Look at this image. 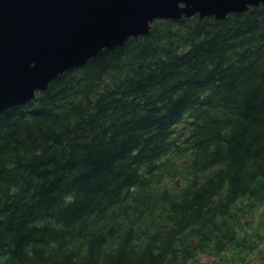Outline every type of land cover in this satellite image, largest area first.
Wrapping results in <instances>:
<instances>
[{
  "label": "trees",
  "instance_id": "1",
  "mask_svg": "<svg viewBox=\"0 0 264 264\" xmlns=\"http://www.w3.org/2000/svg\"><path fill=\"white\" fill-rule=\"evenodd\" d=\"M263 203L264 4L156 20L0 113V264H225Z\"/></svg>",
  "mask_w": 264,
  "mask_h": 264
},
{
  "label": "water",
  "instance_id": "2",
  "mask_svg": "<svg viewBox=\"0 0 264 264\" xmlns=\"http://www.w3.org/2000/svg\"><path fill=\"white\" fill-rule=\"evenodd\" d=\"M264 0H0V113L104 49L150 33L156 20L225 19Z\"/></svg>",
  "mask_w": 264,
  "mask_h": 264
},
{
  "label": "flooded vegetation",
  "instance_id": "3",
  "mask_svg": "<svg viewBox=\"0 0 264 264\" xmlns=\"http://www.w3.org/2000/svg\"><path fill=\"white\" fill-rule=\"evenodd\" d=\"M261 215H264V203L244 213V226L236 231L244 235L245 240L248 241L246 249L227 252L229 259L225 264H264V220L262 225L258 223ZM219 263V259L214 254L201 253L189 264Z\"/></svg>",
  "mask_w": 264,
  "mask_h": 264
},
{
  "label": "rangeland",
  "instance_id": "4",
  "mask_svg": "<svg viewBox=\"0 0 264 264\" xmlns=\"http://www.w3.org/2000/svg\"><path fill=\"white\" fill-rule=\"evenodd\" d=\"M205 260H207V259H205Z\"/></svg>",
  "mask_w": 264,
  "mask_h": 264
}]
</instances>
